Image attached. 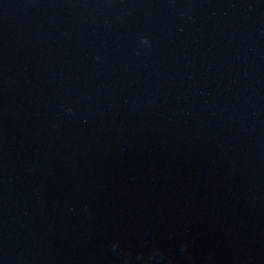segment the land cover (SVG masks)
<instances>
[{"label": "water", "instance_id": "95a60500", "mask_svg": "<svg viewBox=\"0 0 264 264\" xmlns=\"http://www.w3.org/2000/svg\"><path fill=\"white\" fill-rule=\"evenodd\" d=\"M0 264H264V0H0Z\"/></svg>", "mask_w": 264, "mask_h": 264}, {"label": "clouds", "instance_id": "9594fccd", "mask_svg": "<svg viewBox=\"0 0 264 264\" xmlns=\"http://www.w3.org/2000/svg\"><path fill=\"white\" fill-rule=\"evenodd\" d=\"M144 43H148V40L147 39H144Z\"/></svg>", "mask_w": 264, "mask_h": 264}]
</instances>
